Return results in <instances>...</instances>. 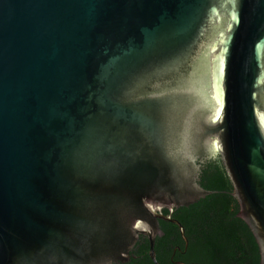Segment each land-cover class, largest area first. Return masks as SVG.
Returning a JSON list of instances; mask_svg holds the SVG:
<instances>
[{
	"label": "water",
	"instance_id": "obj_1",
	"mask_svg": "<svg viewBox=\"0 0 264 264\" xmlns=\"http://www.w3.org/2000/svg\"><path fill=\"white\" fill-rule=\"evenodd\" d=\"M217 155L264 264V0H0V264H161Z\"/></svg>",
	"mask_w": 264,
	"mask_h": 264
},
{
	"label": "trees",
	"instance_id": "obj_2",
	"mask_svg": "<svg viewBox=\"0 0 264 264\" xmlns=\"http://www.w3.org/2000/svg\"><path fill=\"white\" fill-rule=\"evenodd\" d=\"M200 185L213 192L189 206L174 209L172 218L185 229L188 246L179 227L159 220L161 233L155 251L161 264H261L260 246L248 223L239 216L240 203L220 155L200 163ZM169 215L167 209L163 210ZM150 241L140 235L128 260L113 264H154Z\"/></svg>",
	"mask_w": 264,
	"mask_h": 264
},
{
	"label": "flooded vegetation",
	"instance_id": "obj_3",
	"mask_svg": "<svg viewBox=\"0 0 264 264\" xmlns=\"http://www.w3.org/2000/svg\"><path fill=\"white\" fill-rule=\"evenodd\" d=\"M199 163H201V161Z\"/></svg>",
	"mask_w": 264,
	"mask_h": 264
}]
</instances>
